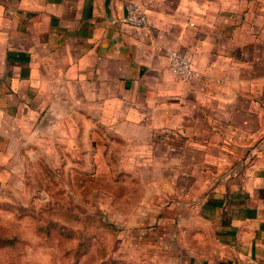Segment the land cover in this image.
<instances>
[{
	"label": "crops",
	"instance_id": "obj_1",
	"mask_svg": "<svg viewBox=\"0 0 264 264\" xmlns=\"http://www.w3.org/2000/svg\"><path fill=\"white\" fill-rule=\"evenodd\" d=\"M61 126L192 209L187 264H264V0H0V192Z\"/></svg>",
	"mask_w": 264,
	"mask_h": 264
},
{
	"label": "rangeland",
	"instance_id": "obj_2",
	"mask_svg": "<svg viewBox=\"0 0 264 264\" xmlns=\"http://www.w3.org/2000/svg\"><path fill=\"white\" fill-rule=\"evenodd\" d=\"M66 129L0 192V264H187L196 223L180 215L192 209L149 190L131 160L97 156L119 143L68 144Z\"/></svg>",
	"mask_w": 264,
	"mask_h": 264
},
{
	"label": "built area",
	"instance_id": "obj_3",
	"mask_svg": "<svg viewBox=\"0 0 264 264\" xmlns=\"http://www.w3.org/2000/svg\"><path fill=\"white\" fill-rule=\"evenodd\" d=\"M123 20L140 27L147 25L149 22L146 12L133 2L127 4ZM166 56L171 70L178 78L185 81L195 78L196 69L193 59L189 54L176 48H169L166 50Z\"/></svg>",
	"mask_w": 264,
	"mask_h": 264
}]
</instances>
